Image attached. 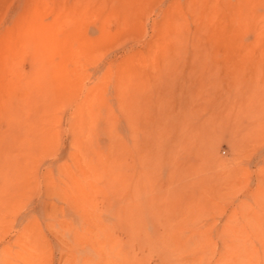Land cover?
<instances>
[{"label":"rangeland","instance_id":"obj_1","mask_svg":"<svg viewBox=\"0 0 264 264\" xmlns=\"http://www.w3.org/2000/svg\"><path fill=\"white\" fill-rule=\"evenodd\" d=\"M0 264H264V0H0Z\"/></svg>","mask_w":264,"mask_h":264}]
</instances>
